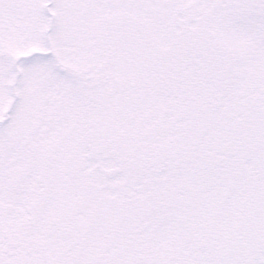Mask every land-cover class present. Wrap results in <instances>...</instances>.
Instances as JSON below:
<instances>
[{"label":"snow or ice","instance_id":"1","mask_svg":"<svg viewBox=\"0 0 264 264\" xmlns=\"http://www.w3.org/2000/svg\"><path fill=\"white\" fill-rule=\"evenodd\" d=\"M0 264H264V0H0Z\"/></svg>","mask_w":264,"mask_h":264}]
</instances>
